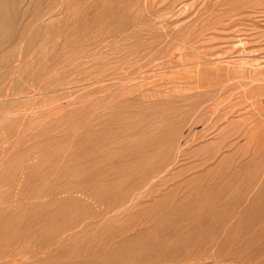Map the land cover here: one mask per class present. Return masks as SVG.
<instances>
[{"label":"rangeland","instance_id":"1","mask_svg":"<svg viewBox=\"0 0 264 264\" xmlns=\"http://www.w3.org/2000/svg\"><path fill=\"white\" fill-rule=\"evenodd\" d=\"M0 264H264V0H0Z\"/></svg>","mask_w":264,"mask_h":264}]
</instances>
